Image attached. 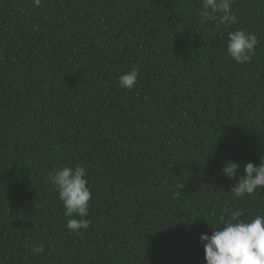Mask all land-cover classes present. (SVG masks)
Here are the masks:
<instances>
[{
    "label": "trees",
    "instance_id": "16d2710c",
    "mask_svg": "<svg viewBox=\"0 0 264 264\" xmlns=\"http://www.w3.org/2000/svg\"><path fill=\"white\" fill-rule=\"evenodd\" d=\"M200 7L0 0V264H206L200 237L230 210L264 215V190L234 198L222 173L264 158V0H233L228 29ZM237 29L258 37L251 62L227 55ZM77 164L93 193L80 234L44 182Z\"/></svg>",
    "mask_w": 264,
    "mask_h": 264
},
{
    "label": "clouds",
    "instance_id": "9594fccd",
    "mask_svg": "<svg viewBox=\"0 0 264 264\" xmlns=\"http://www.w3.org/2000/svg\"><path fill=\"white\" fill-rule=\"evenodd\" d=\"M32 2L40 7L42 0ZM200 3V23L212 21L218 29L221 26L228 29L239 23L233 11V0H200ZM257 45L258 37L254 32L246 29L228 32L227 55L236 64L251 62L256 55ZM138 77L139 69L133 68L119 77V86L132 90L137 86ZM239 169L240 164L232 160L222 168L223 175L237 181L231 188L234 198L244 199L257 190H264V158L259 164L246 163L243 174L239 173ZM87 176L88 169L84 165H65L48 172L44 180L59 194L64 215L69 218L66 227L70 233L80 234L91 226L88 216L93 193L88 186ZM243 216V210H230L222 227H214L211 235H201L206 264H264V215L241 219ZM32 252L43 255L45 245L33 244Z\"/></svg>",
    "mask_w": 264,
    "mask_h": 264
}]
</instances>
